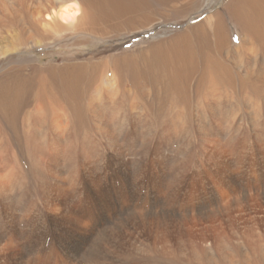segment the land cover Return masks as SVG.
<instances>
[{"label": "rangeland", "instance_id": "1", "mask_svg": "<svg viewBox=\"0 0 264 264\" xmlns=\"http://www.w3.org/2000/svg\"><path fill=\"white\" fill-rule=\"evenodd\" d=\"M83 1L73 26L36 29L29 0H0V264H264V34L247 39L250 60L236 52L234 0ZM51 200L62 217L47 216ZM163 208L161 230L141 221Z\"/></svg>", "mask_w": 264, "mask_h": 264}, {"label": "bare ground", "instance_id": "2", "mask_svg": "<svg viewBox=\"0 0 264 264\" xmlns=\"http://www.w3.org/2000/svg\"><path fill=\"white\" fill-rule=\"evenodd\" d=\"M193 2V1H192ZM191 2V3H192ZM198 2V1H197ZM10 3V2H9ZM174 3V2H173ZM202 3V2H201ZM232 3V2H231ZM230 3V4H231ZM235 3V4H234ZM25 4H27V3H25ZM80 6H82V9H83V11H82V14L78 17V20H81L82 18H84L87 14H88V8L90 7V4H88L87 3V1H83L82 3L81 2H79L78 3ZM186 4V3H185ZM232 5V10H234L233 12H232V15L234 16V17H239L240 19H238V23H237V25H236V27H238L240 30H241V34L242 35H238V49L236 50V52H238L239 50L240 51H242L243 52V54L245 55V56H247L250 60L251 59H253V48H254V46H253V44L252 43H250V42H248L249 40H247L249 37H252L253 35H255V36H257V39L259 40V38H261L262 36H263V34H264V0H234L233 1V4H231ZM234 5V6H233ZM29 8L27 9V14L29 15L28 16V20H29V22L31 21V23L33 24V26H35L36 27V29H39L41 26H39V23L41 22V21H43V27L44 26H46V23L47 22H51V24H52V26L56 23V22H60V21H66V19L68 18V17H71L73 20H75V17H76V15L75 14H77L81 9L80 8H77L76 10H75V13H74V11L71 9V3L70 4H67V3H65V4H50V1H47V0H29ZM5 7V6H4ZM61 7H67L68 9H64V15H62V17L60 18L59 16H57L56 15V12L61 8ZM167 7V6H166ZM171 9V8H170ZM141 11V10H140ZM7 12V11H6ZM166 12V11H165ZM171 12V11H170ZM173 16V15H172ZM231 16V15H230ZM230 18V17H229ZM60 20V21H59ZM84 20V19H83ZM214 21H215V25H214V23H213V21H212V28H213V31L214 32H216L215 34H219L218 33V30H219V28L221 27V21H220V15H219V13L218 14H216L215 15V17H214ZM211 22V21H210ZM22 23V22H21ZM30 23V24H31ZM208 23V22H207ZM136 24V23H135ZM20 25V24H19ZM206 25V24H205ZM32 26V25H31ZM209 27V26H208ZM217 27V28H216ZM237 28V29H238ZM194 29V28H193ZM19 30V29H18ZM208 30V29H207ZM211 30V29H210ZM229 30V29H228ZM209 31V30H208ZM30 32V31H29ZM210 32V31H209ZM230 32V31H229ZM224 33V32H223ZM228 35H229V33H228ZM179 36V35H178ZM211 36H212V34H211ZM223 40V39H222ZM159 42V41H158ZM174 42V41H173ZM177 42V41H176ZM253 42V41H252ZM258 44H259V42H258ZM213 45V44H212ZM71 46V45H70ZM257 46V45H256ZM186 47V46H185ZM222 48H224V47H222ZM227 48H229V46L227 47ZM260 51V50H259ZM262 51H263V49H262ZM1 53V52H0ZM179 53V52H178ZM182 53V52H181ZM214 53H215V51H214ZM231 55H233V54H231ZM255 55V54H254ZM169 56V55H168ZM178 57V56H177ZM188 57V61H190V58L191 57H189V56H187ZM260 57V56H259ZM197 59H198V57H197ZM176 60V59H175ZM185 62V61H184ZM245 62V61H244ZM244 66H246V65H244ZM159 67V66H158ZM229 67H232V66H229ZM256 67V66H255ZM263 67V66H262ZM176 68V67H175ZM260 69H261V67H260ZM231 70V69H230ZM262 70V69H261ZM179 71V70H178ZM211 72H209V73H203V76H202V78L204 79L205 78V80H206V82H208L209 84H207V86L210 88V90H211V87L212 88H214L213 86L215 85V84H217L220 80V78H219V75H218V69L217 68H214V70L212 71V70H210ZM155 72V71H154ZM186 73V72H185ZM244 73V72H243ZM78 74V73H77ZM154 74H156V73H154ZM187 74V73H186ZM247 75H252V74H254V69H251V70H249V71H247V73H246ZM234 75V74H233ZM242 75V74H241ZM259 75V74H258ZM262 75V74H261ZM188 76V75H187ZM155 77V76H154ZM30 78V77H29ZM159 78V77H158ZM235 78V77H234ZM244 79H245V77H244ZM43 80V79H42ZM149 80V79H148ZM147 80V81H148ZM176 80V79H175ZM163 81V80H162ZM245 81V80H244ZM251 81V80H250ZM253 81V80H252ZM257 82V81H256ZM132 83V86H134V83L133 82H131ZM154 83V82H153ZM163 83V82H162ZM184 83V82H183ZM192 83V82H191ZM258 83V82H257ZM260 83H262V82H260ZM24 84V83H23ZM45 84V83H44ZM246 84H247V82H246ZM108 85V84H107ZM126 85V84H125ZM136 85V84H135ZM174 85V84H173ZM191 85V84H190ZM164 86V85H163ZM237 86V85H236ZM235 86V87H236ZM96 87V86H95ZM126 87V86H125ZM190 87V86H189ZM238 87V86H237ZM258 87V86H257ZM58 88V87H57ZM74 88V87H73ZM145 88H146V86H145ZM164 88V87H163ZM176 88H178V87H176ZM216 88V87H215ZM21 89V88H20ZM171 89V88H170ZM252 89V88H251ZM264 90V89H263ZM40 91V90H39ZM78 91V90H77ZM168 91V90H167ZM178 91V90H177ZM51 92V91H50ZM176 92V91H175ZM43 93V92H42ZM73 93V92H72ZM211 93V92H210ZM4 94V93H3ZM101 94V93H100ZM259 94V93H258ZM263 94V93H262ZM27 95V94H26ZM40 95V94H39ZM53 95V94H52ZM145 95H146V93H145ZM148 95V94H147ZM1 97V96H0ZM226 97V96H225ZM4 98V97H3ZM53 98V97H52ZM55 98V97H54ZM100 98V97H99ZM103 98V97H102ZM259 98H261V100H262V97H261V95H260V97ZM256 99V98H255ZM264 99V98H263ZM1 100V99H0ZM96 100H97V98H96ZM232 100V99H231ZM7 101V100H6ZM37 101V100H36ZM55 101V100H54ZM93 101V100H92ZM99 101V100H98ZM101 101V100H100ZM113 101V100H112ZM251 101V100H250ZM114 102V101H113ZM92 103V102H91ZM112 102L110 101V103L109 104H111ZM187 103V102H186ZM219 103V102H218ZM226 103V102H225ZM249 103V102H248ZM15 104V103H14ZM99 104V103H98ZM98 104L96 103L95 105H94V111L96 112V113H98V116H99V119H101V118H103V112L100 110V108L98 107ZM170 104V103H169ZM246 104V103H245ZM264 104V103H263ZM10 105V104H9ZM72 105V104H71ZM93 105V104H92ZM258 105V104H257ZM62 106V105H61ZM110 106V105H109ZM40 107V106H39ZM59 107V106H58ZM207 107V106H206ZM211 107V106H210ZM7 108V107H6ZM38 109V108H37ZM60 109V108H59ZM58 109V110H59ZM64 111H65V109H63ZM63 110H61L60 109V111H63ZM38 111V110H37ZM210 111V110H209ZM259 111V110H258ZM12 112V111H11ZM35 113V112H34ZM91 113V112H90ZM231 113V112H230ZM257 113V112H256ZM103 114V115H102ZM201 114V113H200ZM255 115V114H254ZM14 116V115H13ZM172 116V115H171ZM43 117V116H42ZM47 117V116H46ZM121 118V117H120ZM11 119V118H10ZM25 119V118H24ZM57 119V118H56ZM204 119V118H203ZM231 119V118H230ZM255 119V118H254ZM26 120V119H25ZM28 120V119H27ZM39 120V119H38ZM249 120V119H248ZM34 121V120H33ZM54 121V120H53ZM52 121V122H53ZM101 121V120H100ZM225 121V120H224ZM35 122V121H34ZM67 122V121H66ZM247 122V121H246ZM38 123V122H37ZM42 123V122H41ZM63 123V122H62ZM68 123V122H67ZM81 123V122H80ZM195 123V122H194ZM103 124V123H102ZM184 124V123H183ZM35 125V124H34ZM40 125V124H39ZM54 125V124H53ZM65 125V124H64ZM52 126V125H51ZM152 126V125H151ZM239 126V125H238ZM36 127V126H35ZM41 127V126H40ZM43 128V127H42ZM60 128V127H59ZM62 128V127H61ZM64 128V127H63ZM53 129V128H52ZM116 129V128H115ZM207 129V128H206ZM5 130V129H4ZM42 129L40 128V131H41ZM34 131V130H33ZM1 132H2V130H1ZM39 132V131H38ZM43 132V131H42ZM223 132V131H222ZM7 133V132H6ZM33 133V132H32ZM56 134H57V132H55ZM212 133V132H211ZM35 134V133H34ZM111 134H113V133H111ZM8 135V134H7ZM31 135V134H30ZM41 134H39L38 136H40ZM37 136V137H38ZM81 137V136H80ZM41 138V137H40ZM39 138V139H40ZM108 138H110V137H108ZM116 138V137H115ZM118 138V137H117ZM42 139V138H41ZM46 139V138H45ZM103 139V138H102ZM110 139H112V138H110ZM116 140H118V139H116ZM115 140V141H116ZM217 140V139H216ZM228 140V139H227ZM43 141H45L46 142V140H42L41 141V143L43 142ZM30 142V141H29ZM117 142V141H116ZM116 142H114L113 141V143H114V145H115V143ZM117 145V144H116ZM262 145V144H261ZM92 147V146H91ZM19 148V147H18ZM123 149V148H122ZM42 150V149H41ZM85 150H87V149H85ZM84 150V151H85ZM96 151V150H95ZM114 151H116V149L114 150ZM66 152V151H65ZM88 152H90V150L88 151ZM87 152V153H88ZM64 156V155H63ZM118 156H119V154H118ZM130 157V156H129ZM40 158V157H39ZM122 158V157H121ZM128 160V159H127ZM251 163V162H250ZM174 166V165H173ZM173 166H172V168H173ZM121 167V166H120ZM217 167V166H216ZM2 168V167H1ZM170 168V167H169ZM9 169V168H8ZM23 169V168H22ZM37 169V168H36ZM1 170V169H0ZM4 172V171H3ZM7 172V171H6ZM129 173V172H128ZM9 174V173H8ZM169 174V173H168ZM6 175V174H5ZM44 175V174H43ZM31 177V176H30ZM3 178H6V177H3ZM167 178H169V177H167ZM9 180V179H8ZM10 181H11V179H10ZM68 182V181H67ZM67 182H65L64 181V184L65 185H63V189L62 190H65V191H69V190H72V188H71V183H67ZM71 182V181H70ZM10 183V182H9ZM52 183V182H51ZM178 183V182H177ZM73 184V183H72ZM58 185H59V183H58ZM62 185H60V186H62ZM109 185V184H108ZM2 186V192L4 193V196L5 197H7L8 196V194L10 193V190H9V187H8V185H7V181L6 180H3V179H0V187ZM17 187H18V185H17ZM27 187V186H26ZM40 187V186H39ZM128 187V186H127ZM11 188V187H10ZM41 188V187H40ZM119 188V187H118ZM177 188V187H176ZM234 188V187H233ZM111 189V188H110ZM171 189V188H170ZM25 190V189H24ZM124 190V189H123ZM8 191H9V193H8ZM172 191V190H171ZM177 191V190H176ZM236 191V190H235ZM239 191V190H238ZM59 192V191H58ZM61 192V191H60ZM109 192V191H108ZM119 192V191H118ZM228 193V192H227ZM258 193V192H257ZM52 194V193H51ZM39 195V194H38ZM123 195V194H122ZM163 195V194H162ZM174 195H175V193H174ZM63 196V195H62ZM164 196V195H163ZM172 196V195H171ZM176 196H178V195H176ZM50 197V196H49ZM217 198L219 197L218 195L216 196ZM236 197V196H235ZM238 197V196H237ZM85 198V197H84ZM135 198H137V197H135ZM171 198V197H170ZM174 198V197H173ZM216 198V199H217ZM46 199V198H45ZM65 199V198H64ZM104 199V198H103ZM119 199V198H118ZM132 200H133V198H131ZM154 199V198H153ZM209 199V198H208ZM214 199V198H213ZM219 199V198H218ZM238 199V198H237ZM95 200V199H94ZM102 200V199H101ZM106 200V199H105ZM228 200V199H227ZM135 201V200H134ZM156 201H157V199H156ZM175 201V200H174ZM105 202V201H104ZM115 202V201H114ZM116 202H118V200L116 201ZM120 202V201H119ZM129 202H131V201H129ZM158 202V201H157ZM162 202V201H161ZM220 202V201H219ZM237 202V201H236ZM36 203V202H35ZM107 203V202H106ZM113 203V202H112ZM154 203H155V201H154ZM164 203V202H163ZM182 203V202H181ZM234 203V202H233ZM60 204L62 205V203L60 202ZM94 204V203H93ZM108 204V203H107ZM114 204V203H113ZM135 204H137V203H135ZM155 204H157V203H155ZM165 204V203H164ZM168 204H169V202H168ZM183 204V203H182ZM46 205H48V209H47V216L49 217V216H51L52 218H57L56 216H59V215H61V217H62V213H63V209L61 208V207H59L57 204H56V201H53V200H51V201H49ZM94 205H96V204H94ZM110 205V204H109ZM115 205V204H114ZM128 205V204H127ZM170 205V204H169ZM173 205V204H172ZM171 205V206H172ZM237 205H239L238 203H237ZM102 206V205H101ZM101 206H99L100 208H101ZM111 206V205H110ZM154 206V205H153ZM231 206H233V205H231ZM28 207V206H27ZM99 207H98V209H99ZM113 207V206H112ZM117 207V206H116ZM148 207V206H147ZM146 207V208H147ZM159 207V206H158ZM157 207V208H158ZM162 207V206H161ZM161 207H160V209H161ZM163 207H165V206H163ZM235 207V206H234ZM240 207V206H239ZM244 207V206H243ZM18 208V207H17ZM103 208V207H102ZM107 208V207H106ZM78 209V208H77ZM121 209V208H120ZM156 209V208H155ZM159 209V208H158ZM240 209V208H239ZM73 210V209H72ZM96 210V209H95ZM105 210V209H104ZM104 210H102V211H104ZM136 210V209H135ZM230 210V209H229ZM36 211V210H35ZM66 211V210H65ZM82 211V210H81ZM86 212H74V213H72L71 214V218H72V220H73V222H74V224H76V226L78 227V229H79V231H76L74 234H73V237L72 238H70V239H68V241H65L62 245L63 246H65V248L66 249H68L69 248V250H75V251H77L78 250V248H79V244H80V242H81V240L83 239V236H82V234H81V231H83V232H85V230H87L88 228H89V226H90V224H91V222H90V219H87L86 218V216H87V213L90 215V213H91V210H89V209H86L85 210ZM100 211V210H99ZM227 211V210H226ZM247 211V210H246ZM10 212V211H9ZM68 212V211H67ZM101 212V211H100ZM100 212H99V214H100ZM154 213V212H153ZM200 213V212H199ZM63 214H65V213H63ZM102 214V213H101ZM100 214V215H101ZM122 214V213H121ZM131 214H133V213H131ZM174 214V213H173ZM7 215V214H6ZM68 215V214H67ZM66 215V216H67ZM88 215V216H89ZM97 215H98V212H97ZM103 215V214H102ZM111 216H112V214H111ZM133 216V215H132ZM182 216V215H181ZM13 217V216H12ZM124 217V216H123ZM171 217H172V215H171ZM78 218H81V220H79ZM129 218H130V216H129ZM138 218V217H137ZM9 219V218H8ZM23 219H25L26 220V222H27V217L26 218H23ZM22 219V220H23ZM50 219V218H49ZM62 219V218H61ZM122 219V218H121ZM121 219H119V220H121ZM173 219V218H172ZM98 220V219H97ZM170 220V212L169 211H167L166 209H162L161 211H160V213L159 214H155V215H145L143 218H142V222L143 223H152L153 225L154 224H156L157 225V227L155 228V230H156V232L157 231H159V230H161L159 227L162 225V227H164V226H166V222H168ZM57 221V220H56ZM126 222V221H125ZM119 222H117V224H118ZM26 224V223H25ZM48 224V223H47ZM197 224V223H196ZM195 224V225H196ZM51 226V225H50ZM116 226V225H115ZM27 227H28V225H27ZM43 227H45V225L43 224ZM47 228H50L49 226H46ZM52 227V226H51ZM117 227V226H116ZM119 227V226H118ZM120 227H121V225H120ZM122 228V227H121ZM124 228V227H123ZM148 229V228H147ZM150 229V228H149ZM148 229V230H149ZM164 229V228H163ZM26 230V229H25ZM154 230V231H155ZM165 230V229H164ZM167 230V229H166ZM118 231V230H117ZM147 231V230H146ZM181 231V230H180ZM162 232V235H164L163 234V232L164 233H167V231H161ZM170 232V231H169ZM10 233V232H9ZM2 234V233H1ZM50 231L48 230V231H38V234L36 233V234H34V235H30L29 236V240L28 241H30V240H38V242L39 243H42V242H44V241H46L49 237H50ZM166 235V234H165ZM162 237V236H161ZM5 238V237H4ZM163 238H164V236H163ZM110 239V238H109ZM121 240V239H120ZM9 247L10 248H14V247H17V245L16 246H14L15 245V242H14V240H12V239H9ZM70 242H72V243H74V244H70ZM83 242V241H82ZM110 242V241H109ZM108 242V243H109ZM54 244V243H53ZM3 245H5L4 243H3ZM8 245H6V246H8ZM49 245H51V247H50V249H49V251H48V253H47V256H49V257H52L53 255H54V253H55V251H56V248H54L53 247V245L52 244H49ZM59 247H61L62 245L61 244H57ZM111 245V244H110ZM159 245H160V243H159ZM23 246V245H22ZM39 246H41V244H39ZM1 247V246H0ZM5 248V247H4ZM73 251L71 252V253H73ZM75 253H73V255H74ZM71 256H72V254H71ZM17 258V257H16ZM150 258V257H149ZM29 262V261H28ZM63 261H61V263H62ZM63 264V263H62ZM64 264H66V261H65V263ZM101 264V263H100Z\"/></svg>", "mask_w": 264, "mask_h": 264}, {"label": "clouds", "instance_id": "3", "mask_svg": "<svg viewBox=\"0 0 264 264\" xmlns=\"http://www.w3.org/2000/svg\"><path fill=\"white\" fill-rule=\"evenodd\" d=\"M77 8H80L81 10L79 11V15L75 17V20H73L71 17H68L65 21V23L68 25V26H73L75 23L78 22V17L82 14V6H80L77 2V0H71V9L74 11L75 13V10ZM64 9H68L67 7H61L57 12H56V15L59 16L60 18L62 17V15H64Z\"/></svg>", "mask_w": 264, "mask_h": 264}]
</instances>
